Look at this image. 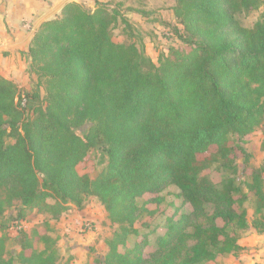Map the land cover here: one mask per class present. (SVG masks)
Instances as JSON below:
<instances>
[{"label":"trees","instance_id":"16d2710c","mask_svg":"<svg viewBox=\"0 0 264 264\" xmlns=\"http://www.w3.org/2000/svg\"><path fill=\"white\" fill-rule=\"evenodd\" d=\"M174 1L181 28L173 35L183 46L170 47L158 63L134 41L113 39L117 8L71 1L36 29L28 51L29 72L44 95L22 93L0 75V217L15 201L23 208L0 222V264H56L48 228L16 230L20 251L13 260L6 258V229L20 225L27 209L56 217L72 206L82 210L90 196L118 226L99 264L238 258L240 232H264V165L250 166L244 140L264 123V17L252 27L238 18L264 0ZM93 149L106 164L92 179L78 167ZM215 165L232 175L222 187L202 176ZM169 186L193 209L167 218L151 262L147 235L128 246L139 235L137 199ZM250 196L261 215L251 222L244 206Z\"/></svg>","mask_w":264,"mask_h":264},{"label":"rangeland","instance_id":"374dc122","mask_svg":"<svg viewBox=\"0 0 264 264\" xmlns=\"http://www.w3.org/2000/svg\"><path fill=\"white\" fill-rule=\"evenodd\" d=\"M97 1L105 3L111 10L117 8L120 13V19L112 30L113 39L118 43L134 41L140 48L144 49L155 63H158V58L161 54L168 53L170 47L183 46L181 41L175 39L173 35L175 28H181L179 21L173 15L174 0H84L82 4L91 9L94 5L96 6ZM263 17L264 6L249 13L238 15V18L246 27H252ZM122 18L128 19L132 27H128L123 23ZM20 90L22 93L30 91ZM31 91H40L41 96L44 95L43 88ZM263 139L264 123L251 136L244 139L247 148L253 154L250 160L251 167L259 168L264 165V152L261 150ZM6 140L7 142L13 141L12 138H7ZM103 157L101 151L93 149L89 153L88 162L78 167L79 173L88 175L92 179L95 178L106 164ZM242 164V160L239 158V170L242 169ZM202 176L209 178L215 185L222 187L232 175L229 172L218 169L215 165L206 170ZM237 179L240 182L245 177L239 172ZM244 188L247 191L246 187ZM178 192L179 189L176 186H169L159 194L148 193L137 199V203L141 207L139 219L135 224L139 235H131L128 239V246H133L135 242L142 240V237L147 235L149 243L146 252L149 256L151 255V262L158 257L157 238L166 231L167 218L175 216V220H177L181 214L190 213L193 209L189 203H184L182 197L178 196ZM158 198H163V201L159 202ZM48 201L54 202L53 199ZM244 206L250 222L253 218L259 217L260 214L256 215L254 213V200L251 196ZM84 207H86V210L82 211L81 214L86 213L87 216L85 217L74 206L69 209L70 211H66V213L56 217L27 209L20 225L15 226L17 224L15 223L6 229V233L9 236L6 245V258L13 260L20 251V247L14 239L17 234L16 230L24 228L28 231L37 229L40 232H44L48 228V231L56 240L58 254V262L56 264H99L97 260L104 258L107 252V242L118 230V226L111 223L99 198L87 197ZM21 209H23L21 202L15 201L6 208L4 215L0 217V222L5 221L9 215H17ZM207 210L208 212L213 211L211 205L207 207ZM74 220H78L79 224L74 222ZM218 224L222 225V220L218 219ZM189 230L192 231V228ZM249 231L250 233H248ZM252 232L259 233L253 228L245 229L240 232V239L245 234L249 235ZM263 233L260 232L259 234ZM1 235L2 232L0 231ZM190 244L192 245L193 241ZM39 247L40 249L43 248L42 245ZM121 249L125 250V247H121ZM240 253L241 251L239 255ZM219 257L226 259L229 254H222ZM218 258L204 264L223 263V261L219 262ZM227 262L229 261L227 260ZM14 264L19 263L15 260Z\"/></svg>","mask_w":264,"mask_h":264},{"label":"crops","instance_id":"0c3cea01","mask_svg":"<svg viewBox=\"0 0 264 264\" xmlns=\"http://www.w3.org/2000/svg\"><path fill=\"white\" fill-rule=\"evenodd\" d=\"M71 1L84 3V0H0L2 77L13 81L19 89L30 91L39 89L37 76L29 72L28 51L34 33L43 22L59 16L65 4ZM94 8L95 5L91 9ZM84 210L86 207L77 211L81 214ZM81 215L87 216L86 213ZM74 222L79 224L78 220ZM239 244L244 248L240 256L237 258L229 254L226 259L219 257L218 261H223L220 264H264V233L245 234L239 240Z\"/></svg>","mask_w":264,"mask_h":264},{"label":"built area","instance_id":"2783aa9c","mask_svg":"<svg viewBox=\"0 0 264 264\" xmlns=\"http://www.w3.org/2000/svg\"><path fill=\"white\" fill-rule=\"evenodd\" d=\"M23 103L26 104V99L24 98V94H23ZM87 223V222H86Z\"/></svg>","mask_w":264,"mask_h":264}]
</instances>
